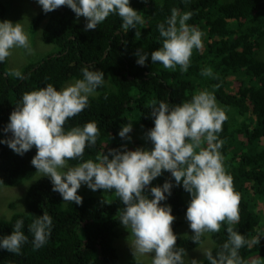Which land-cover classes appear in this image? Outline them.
Returning <instances> with one entry per match:
<instances>
[{
	"label": "trees",
	"instance_id": "trees-1",
	"mask_svg": "<svg viewBox=\"0 0 264 264\" xmlns=\"http://www.w3.org/2000/svg\"><path fill=\"white\" fill-rule=\"evenodd\" d=\"M130 6L139 12L144 23L127 32L116 14H110L96 29L88 31L67 6L47 14L42 9L34 15L32 29L45 21L42 38L53 48L20 68L23 79L9 75L17 70L9 69L7 59L0 62V140L10 138L11 133L3 130L25 92L47 84L58 90L71 79H83L82 69L88 67L103 71L104 83L89 96L88 107L67 120L65 130L95 122L99 128L96 145L85 148L82 160L68 163L96 161L110 149L126 145L119 132L134 117L140 120L146 137L154 127L148 107L151 101L170 106L190 101L207 80L215 98L235 108L239 117L234 128L229 120L225 121L219 134L224 141L220 151L226 158L225 170L233 177L235 190L241 196L240 222L233 227L247 240L258 241L242 247L239 255L246 264H251L255 256L264 260V59L258 55V40L264 37V0H130ZM173 8L181 14L192 12L187 24L203 33V47L193 50L187 72H181L179 66L175 71L168 70L151 61V53L162 46L158 25L171 16ZM5 9V4H1L0 16ZM136 31L140 32L139 38ZM141 48L148 53L144 66L137 63L135 55ZM207 68L212 69L210 77L201 75ZM234 80L238 82L235 92L231 90ZM146 141L152 149L154 146ZM36 151L33 147L20 156L0 144V184L13 185L20 177L35 174L31 161ZM166 180H171L174 187L162 204L172 206L177 247L188 252L200 244L192 241L194 233L179 235L181 220L177 217L187 212L191 194L182 185L175 186L170 172L157 177L148 188L162 186ZM52 189L50 178L40 177L26 190L25 210L0 218V237L10 235L16 221L23 219L22 231L29 238L19 255L0 249V264H116L119 250L115 240L121 225L118 212L124 208L120 199L102 189L94 193L87 187V195L78 191L83 204L77 205L63 202L60 193ZM147 194L154 198L150 191ZM44 212L53 221L51 235L43 247L34 250L29 225ZM226 227L222 224L220 232L210 234L215 243L213 256L228 240ZM203 239L204 236L201 242ZM199 262L209 264L206 258Z\"/></svg>",
	"mask_w": 264,
	"mask_h": 264
},
{
	"label": "clouds",
	"instance_id": "clouds-1",
	"mask_svg": "<svg viewBox=\"0 0 264 264\" xmlns=\"http://www.w3.org/2000/svg\"><path fill=\"white\" fill-rule=\"evenodd\" d=\"M37 2L45 14L62 6L69 7L77 18L86 19L85 31L96 29L110 14L122 19L125 32L144 23L139 12L130 6V0ZM192 15V12L181 14L173 8L171 16L158 25L162 46L151 53L152 64L160 63L172 71L179 66L181 72H187L193 50L203 47V33L187 24ZM135 36L139 38L140 32L136 31ZM14 48H23L30 53L28 35L20 23L0 21V62L11 56ZM135 55L137 63L144 66L148 53L141 48ZM9 75L24 78L19 71ZM82 75L83 79H77L61 90L47 84L39 90L25 92L3 130L11 136L0 140V144H6L20 156L35 147L37 151L31 164L42 177L50 178L52 190L60 193L63 202L82 205L83 197L78 195L82 185L92 191L115 190L114 194L124 205L118 212L119 222L130 233L128 241L131 240L136 264H140L139 258L147 254H152L151 264H186V250L177 247L172 206L162 204L172 195L174 185L171 180H166L162 186L148 188L157 177L170 172L175 186L182 185L191 194L186 220L194 232L192 241L200 244L205 234L218 233L222 224L227 225L228 240L217 254L213 256L210 250L204 252L209 264H246L239 250L258 241L247 240L233 227L240 222L241 196L235 190L233 177L225 170L220 151L224 141L219 139V134L228 120L227 109L219 106L215 96L206 90L175 106L151 101L148 107L154 127L146 133V139L154 146L151 150H128L127 145H123L98 156L96 161L89 159L70 165L69 161L82 160L85 148L95 146L99 137L95 122L65 130L67 120L88 107L89 96L104 83L103 71L84 67ZM201 75L212 76V69L202 70ZM132 131L129 122L122 126L119 136L130 141ZM149 191L154 198H149ZM52 225L47 212L29 225L34 250L46 244ZM23 226L24 220H17L13 232L0 237V249L19 255L22 245L29 240L22 231ZM189 264L201 262L193 259ZM253 264L261 262L257 260Z\"/></svg>",
	"mask_w": 264,
	"mask_h": 264
},
{
	"label": "rangeland",
	"instance_id": "rangeland-1",
	"mask_svg": "<svg viewBox=\"0 0 264 264\" xmlns=\"http://www.w3.org/2000/svg\"><path fill=\"white\" fill-rule=\"evenodd\" d=\"M1 4H5L6 11L4 15L0 16V21L10 20L13 23H20L23 30L29 37L31 45L30 53L28 52V50L23 48H14L12 50V55L7 58L9 69L19 71L21 67L25 66V64L43 57L49 50L53 48V45L45 43L43 41L42 33L45 26V21H43L37 29H32V19L34 15L42 10V6L38 4L37 0H0V5ZM77 19L81 22V24H83V26H86L87 21L84 17H80ZM258 55L260 58L264 59V37H261L258 40ZM231 79L233 80L234 77H231ZM75 81L76 80L74 79L67 81L58 90L65 88ZM206 81L203 82L202 85H200V91L206 90L214 95L213 89L208 85ZM237 83L238 82L234 80L231 87V90L233 92L236 91ZM216 101L219 106L227 109L226 114L228 116L230 126L233 128L237 126L239 123V117L236 114L235 108L224 105L217 99ZM131 123L133 126V131L129 133V135L132 139L130 141L125 140L127 149L135 150L137 148H143L146 150H151V148L147 144L140 120L134 117ZM223 157V163H225L226 158L224 155ZM40 177H42V175L36 172L32 176L20 177L18 181L13 185L0 184V218H10L15 212L25 210L26 190L28 189L30 184L35 182ZM78 191L82 196L90 193L87 190V185H82ZM114 191L115 190H112L111 192L107 193L114 194ZM94 193L97 192L95 191ZM177 219L181 220V224L178 227V233L181 237H184V234H186L185 236H187L194 233L190 229L189 222L186 220V213L177 217ZM118 232L119 235L116 238L115 243L119 250V260L116 264H129L130 262H136L130 246L131 240L128 241L130 233L122 224L119 225ZM214 245L215 243L210 234H205L204 239L200 243V245L187 252V256L185 257L186 264H189V262L193 259L197 261L205 259L206 256L204 252L209 250L211 251ZM139 260L140 264H151L152 254L141 256ZM257 260H259L261 264H264V260L260 256L253 257L251 264H253V262Z\"/></svg>",
	"mask_w": 264,
	"mask_h": 264
}]
</instances>
